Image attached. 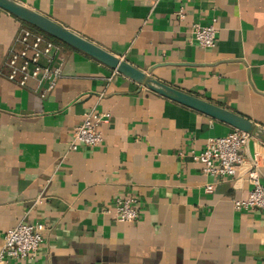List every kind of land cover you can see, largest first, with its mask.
I'll use <instances>...</instances> for the list:
<instances>
[{"label": "crops", "instance_id": "crops-1", "mask_svg": "<svg viewBox=\"0 0 264 264\" xmlns=\"http://www.w3.org/2000/svg\"><path fill=\"white\" fill-rule=\"evenodd\" d=\"M16 1L264 128V0ZM213 19L217 46L203 48L193 25ZM25 23L0 7V250L20 223L46 228L34 256L7 264H264V209L234 206L252 189L256 154L264 186V142L249 139L235 176H205L192 154L234 128L62 42L63 75L42 98L35 82L3 74ZM93 109L111 115L104 141L70 150ZM128 196L142 201L137 222L112 214Z\"/></svg>", "mask_w": 264, "mask_h": 264}, {"label": "built area", "instance_id": "built-area-1", "mask_svg": "<svg viewBox=\"0 0 264 264\" xmlns=\"http://www.w3.org/2000/svg\"><path fill=\"white\" fill-rule=\"evenodd\" d=\"M177 17L185 18V6L176 12ZM217 19L207 25L194 24L193 39L203 48H215L218 41ZM62 43L28 26L20 29L11 46L3 68L5 77L21 87L35 82L42 98L55 90L63 73ZM110 113L98 112L95 109L85 114L83 122L76 127L70 144V150L81 147L95 148L104 141L100 130L102 123L110 121ZM252 136L244 131L233 129L223 136L212 137L206 146L192 154L195 162L200 163L205 176L222 178L233 177L244 162L241 153ZM260 162L256 154L247 177L252 184L247 198L234 200L238 210L264 209V186L258 172ZM214 191L213 184L206 186V192ZM142 201L137 196L118 197L115 200L113 216L120 222H137L140 218ZM44 223H20L4 235V245L0 250V264L11 260L27 259L34 256L44 242Z\"/></svg>", "mask_w": 264, "mask_h": 264}, {"label": "water", "instance_id": "water-1", "mask_svg": "<svg viewBox=\"0 0 264 264\" xmlns=\"http://www.w3.org/2000/svg\"><path fill=\"white\" fill-rule=\"evenodd\" d=\"M0 7L14 14L27 24L32 25L49 36L86 53L92 58L116 70L118 73L147 86L151 90L176 102L203 112L214 119L230 125L234 129L247 132L251 136L264 142V128L259 127L251 120L212 102L152 78L146 72L138 69L126 60L115 56L107 50L70 31L65 26L17 2L16 0H0Z\"/></svg>", "mask_w": 264, "mask_h": 264}, {"label": "trees", "instance_id": "trees-1", "mask_svg": "<svg viewBox=\"0 0 264 264\" xmlns=\"http://www.w3.org/2000/svg\"><path fill=\"white\" fill-rule=\"evenodd\" d=\"M28 27H30V28H32V29H34V30H36V31H38V32H41V33H43V34H45L46 36H48V37H50V38H52V39H54V40H57V39H55V38H53V37H51V36H49L48 34H46V33H44V32H42L41 30H39V29H37V28H35L34 26H32V25H29V24H27V23H25ZM57 41H59V40H57ZM61 42V41H60ZM63 43V42H62ZM64 45H66L65 43H63Z\"/></svg>", "mask_w": 264, "mask_h": 264}]
</instances>
